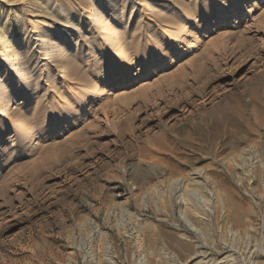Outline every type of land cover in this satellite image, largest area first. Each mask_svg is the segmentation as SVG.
<instances>
[{
  "label": "rangeland",
  "instance_id": "374dc122",
  "mask_svg": "<svg viewBox=\"0 0 264 264\" xmlns=\"http://www.w3.org/2000/svg\"><path fill=\"white\" fill-rule=\"evenodd\" d=\"M235 1L213 0L223 13L215 19L197 0L188 10L179 0L135 10L133 32L146 33L141 15L157 10L180 24L179 37L174 25L155 36L159 57L146 66L141 33L128 41L137 49L125 82L113 80L90 12L76 0L48 9L49 25L57 11L76 16L82 47L71 51L77 68L46 72L39 66L65 43L42 24L37 35L57 52L33 49L35 36L0 63V85L22 115L15 124L0 113V264H264V0ZM9 8L0 0V28L18 41L20 11ZM124 22L114 26L121 34ZM18 59L24 72L11 66ZM63 103L72 111L58 110ZM224 105L244 112L234 115L243 129L223 124L213 144L210 116Z\"/></svg>",
  "mask_w": 264,
  "mask_h": 264
},
{
  "label": "bare ground",
  "instance_id": "6f19581e",
  "mask_svg": "<svg viewBox=\"0 0 264 264\" xmlns=\"http://www.w3.org/2000/svg\"><path fill=\"white\" fill-rule=\"evenodd\" d=\"M1 1L4 4H9L10 8H12V7L14 8V9L9 8V14L12 11H14V12L20 11L21 16L17 17V23L22 24L24 26L25 33H24V37L18 41L15 39V36L13 35L11 37L12 38L11 41L9 42V40H7V36H5V34H7V27L4 26V27L0 28V63L6 59H9V57L17 56L16 53L18 52L19 47L21 45H23V44L25 45L28 42H30L31 40H33V37H35V36L40 37V38H36L37 39L36 45H34L33 49L39 48L40 46H42L43 47L42 50L47 51V50L53 49V50H56V52H57V46H59V45L57 44V46H56V42L50 43L49 42L50 39L48 41H46V39L43 40L44 37H42V35L38 36L37 31L40 29L39 25L43 24L41 27H43L44 29L46 27L44 25H49V24H47V21L42 20L41 17H47V15L49 14V13H47L48 9H51V10H49L50 13L51 12L55 13L56 8H58V6H57L58 0H43V3L42 2L41 3L44 5L45 8L41 7L42 10L41 9L38 10V8L33 6L34 4L33 5L32 4L26 5L25 4L26 2H24L23 0L22 1L16 0L14 2L9 1V0H1ZM148 1L147 0H76V3L79 6V8H78L79 10H81V11L86 10V11L90 12L88 14V17L90 18V20H92L91 23L96 24L98 26L99 25L102 26V28L104 30V31H102V34L104 35L105 39L107 40V48L103 52V55H104L103 57H105V56L107 57L110 55L113 56L112 61H113L114 67H112V71H111V74H113V80L115 79L114 76H116L118 74V75H121V80L123 82L127 81V80H125V77H126V74L128 73V70L131 72V70H133V68L135 66L134 65L135 60L132 58L130 52L131 53L134 52V50L137 49V47H135V48L132 47V49L129 51L128 47H127L128 41L136 42L135 37L137 36L138 33H141V34H139V39H140L139 45H140V42L142 43V45L140 46V48H138L137 54L139 53L140 56H142V58H144V61H142L141 65H143V66H146L147 64L149 65L152 63V61H154V59L157 56L159 57L158 54L160 53V50H158V48H155V46L160 47L161 43H159L158 41L155 40L156 39L155 36H157L159 38L162 37L163 36L162 31H164L165 33H166V31L169 32V25H174L173 20L171 19L169 14H165V13L163 14V12L155 10V11H152L150 14H148L149 16L146 14L148 17H146V20H144V21H143V18L145 16L141 15L142 20H140V24H142L143 22L146 21L143 24L145 25L144 28L147 29L146 33L147 34L150 33L148 35L150 37V40L147 41V40L143 39V38H147L146 37L147 34L142 33L141 29L143 27H140L141 29H139L138 31L134 30V32H133V29L136 28V26L131 28V29H130V27L133 26V24H134L133 23V20H134L133 14H135L134 13L135 10L140 9V11L142 13H145V9H146V11H148V10L150 11L153 9L152 6L154 5V2H153L154 0H148ZM193 1L194 0H184V3H183V1L181 2L179 0V3L181 4V6L186 7V9L188 10V7L190 6L191 2H193ZM197 1L201 5L202 15L204 17L210 18V9L212 7H213L212 10L214 11V19L217 17L219 18V17L223 16V13L221 12L220 8L216 5L214 6V2H212L213 0H197ZM223 1H230V0H223ZM141 2H143V5L141 4ZM235 2L236 1L234 0V2L232 3L233 6H236ZM42 4L41 5L39 4V5L42 6ZM66 4H67V2H66ZM86 4H90L93 9H91V11H89V8L87 7L88 5H86ZM118 4H122V6H123L121 14H119V12H118L119 11L118 10V8H119ZM59 7L60 8H58V9H60V11L62 12V7L61 6H59ZM128 8L132 9L130 12V15H129V13H126ZM142 10H144V11H142ZM173 11L175 12V9ZM68 12H70V11H68ZM63 14L64 15L61 16V14L57 11V15H54V17H56L58 20L51 21V23L49 25L50 26L49 29H51V30L56 29V32L53 33V35H54L53 37L63 38L64 39L63 42L65 44L62 45L63 47L60 49L57 57H53L51 62H45L41 66H39V67H44L46 72H48V71L51 72V70H52L51 65L52 64L58 65L59 67H68V68L69 67L70 68H77L78 67L77 63L75 62V60L71 54L72 50L75 51L77 48L81 49V47H82L80 40L73 39V33H72L74 31L73 27H76L77 25L74 24L71 19H73V17L75 18L76 16L70 15V18H71L70 19L66 15L68 13L63 12ZM83 14L84 13H81V16ZM9 16H11V15H9ZM48 16H50V15H48ZM106 17L108 18L109 21H107V20L105 21ZM123 18L125 21L127 20L126 23L129 25L128 26L129 29L126 26V33L125 34H121L120 30L114 28V26L118 25ZM62 20H65V23ZM174 26L176 29H178V30H174V32L176 33L178 31L177 37H179L180 24L178 22H176ZM64 28H65V30H64ZM180 30H182V29H180ZM153 32H154V34H153ZM45 43L47 44L46 46H45ZM29 45L30 44H28V46ZM144 54H146V56H148L149 58H147ZM11 59L13 60V58H11ZM20 60L21 59L15 60L14 64L11 63V66H14L19 71L24 72L26 70L25 68H23L25 66V63L20 62ZM94 65H96L99 68V63H94ZM17 69H15L14 72H16ZM59 70L62 71L61 69H59ZM72 72H70V73H72ZM73 75H74V73L72 74V76ZM41 76L43 77V75H41ZM77 77H79L81 79L84 78L83 74L79 75V76L77 75ZM74 79H76V78H74ZM20 82H22V81H20ZM16 84L17 83H15V85ZM88 86H90V85H88ZM88 88H89L88 91H91V89L93 87H88ZM25 90H26V92L23 95L29 96V99H30V100L29 99L27 100V103L32 102L33 98H32V93L30 92V88L26 87ZM9 95H10L9 92L5 89V87H3V85H0V113L2 115L6 114V116L11 117L12 121H14L15 124H19V122H20L19 120L22 118V115L19 116L20 113H18L16 111V109L11 107L10 103L13 99H11L9 97ZM9 99H11V100H9ZM61 106H64L63 109L60 108ZM58 107H59L58 110H60V109L61 110H64V109L70 110L71 109V105H69V104L67 105V103L60 104ZM70 111H72V110H70ZM67 112H68V110H67ZM239 113H244V112L241 109L233 108L230 105H224L223 107L214 111L211 114V116H210L211 122H209L208 128H207L209 130L208 138L211 140V143L214 144V142L217 140V138L221 132V127L223 124H234L237 127V129L238 128L243 129L242 125H240V124L238 125L234 121V115L239 114ZM18 117H20V118L18 119ZM29 124L30 123H28L26 125H21V127L23 129H25L27 132H30L31 128H30ZM236 136H239V135H236ZM244 138H246V136ZM185 218H186L187 222L189 223V225L193 228L194 225L190 222V220L186 217V215H185Z\"/></svg>",
  "mask_w": 264,
  "mask_h": 264
}]
</instances>
